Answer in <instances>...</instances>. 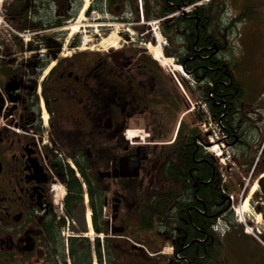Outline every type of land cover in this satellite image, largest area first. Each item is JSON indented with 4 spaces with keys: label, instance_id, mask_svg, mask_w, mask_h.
I'll list each match as a JSON object with an SVG mask.
<instances>
[{
    "label": "flooded vegetation",
    "instance_id": "obj_1",
    "mask_svg": "<svg viewBox=\"0 0 264 264\" xmlns=\"http://www.w3.org/2000/svg\"><path fill=\"white\" fill-rule=\"evenodd\" d=\"M81 1L12 0L7 7L21 38L15 48L0 54V264H190L181 253L166 256L161 245L145 240V235L153 231L138 232L134 219L133 225L129 224V215L121 213L126 204L123 195H114L110 204L107 199L103 184L126 180L102 176L117 169L121 158L134 160L137 152L144 151L147 159L141 163L142 173L156 148L152 136L171 123L169 71L159 69L151 59V55L156 60L158 57L150 45L148 54L144 48H129L122 39V46L115 52L103 48V37L96 38L91 44L95 47L88 48L79 47L77 39L66 42L68 29L69 33L75 30L73 36L79 32L77 25H69L78 20ZM89 4L81 19L106 21L101 0H90ZM104 11L120 17V22H138L121 1L105 3ZM150 11L149 17L154 18L153 3ZM226 16L228 49L224 68L228 67L233 76L244 69L246 58H237L232 40L235 36L240 40L246 37L244 53L249 56L247 65L252 64L244 73L258 87L249 100L243 97L242 117L230 114L231 126L224 141L234 154L227 170H242L235 177L246 187L260 183L262 188L254 191L253 197L264 203V114L256 108L264 98V0H229ZM172 24L173 21L165 22L164 27ZM236 26L241 27L239 35L234 32ZM102 32V36L107 35ZM140 34L144 35V29ZM164 37L167 55L170 36ZM152 39L143 36L139 45ZM186 56L184 53L178 62L185 73L197 78L199 68L189 64L193 55ZM243 91L247 94L248 90ZM176 96L182 103V98ZM233 101L232 95L229 102ZM138 119L150 134L149 140L141 143L137 138L129 145L124 133ZM220 127L223 128L221 123ZM249 139L253 146L247 142ZM82 170L100 191V209L97 206L95 211ZM69 172L85 187L80 205L84 200L90 208V217L85 215L84 229L78 235L69 232L67 219L71 214L67 213L64 189L60 187L63 194L57 199V188L54 198L52 187L60 182L67 190ZM174 181L175 178L166 179L167 192H172ZM245 186L242 196L248 191ZM238 187L241 189L239 183L237 190ZM180 188L175 187L178 193H173L171 217L179 213L175 209L180 205ZM170 222L173 224L168 228L176 227L174 236L163 244L178 242L182 232L177 228L179 220L171 218ZM83 242L85 247L79 248L77 244ZM220 245V239L211 234L204 240L193 238L185 250L194 255L195 262L216 264Z\"/></svg>",
    "mask_w": 264,
    "mask_h": 264
},
{
    "label": "trees",
    "instance_id": "obj_2",
    "mask_svg": "<svg viewBox=\"0 0 264 264\" xmlns=\"http://www.w3.org/2000/svg\"><path fill=\"white\" fill-rule=\"evenodd\" d=\"M116 1H121L129 11H133L136 15L135 0H110V2ZM203 1L143 0V10L145 18H148L152 14L150 8L153 3L155 16L157 19H161L173 15L183 7L196 5ZM223 10V0H208L200 7L192 8L191 13L175 18L170 27L163 25L164 32L162 34L170 36L169 49L174 50L173 53L167 50L168 56L180 58L184 53L187 54L186 57L189 54L193 55L191 57L193 61L189 64L192 68L195 65L199 68L197 78H193L197 82V95L194 98L190 89L188 92L194 102H197L198 99L201 104L205 105L214 123L220 121L223 126L220 131L226 137L231 126L230 114L241 115L244 112L241 109L242 99L244 97L249 100V98L236 83L230 69L224 68L226 67L225 60L228 49L226 36L228 29L226 25L222 24ZM13 12L16 11H11V14H14ZM232 95L233 104L229 102ZM180 97L183 100L181 108L177 105L172 106L177 115L182 110L189 109L187 102L181 95ZM231 105L232 110L229 109ZM197 118L192 121V125L196 124ZM175 122L176 118L175 121L171 119V124H175ZM188 127V125L184 126V121L181 120L174 141L169 145L159 146L161 148H158V153H152L157 148L151 151L150 160L145 163L142 176L136 180L120 181L116 186L119 193L123 195L124 201L129 198V201L134 203L136 213L133 216L129 215L128 219L129 224H133L131 223L132 219L135 220L134 225L138 232L149 233L161 230L163 241L171 240V237L174 236L172 232L176 227L168 228L173 224L170 219L172 218L176 222L179 220L180 225L177 228H181L182 232L179 234L178 242H172L174 256L179 252L190 264H206L207 262L204 261L195 262L194 255L186 251L185 247L193 238L204 240L211 237L210 226L218 216L227 210L228 202L221 192V178L214 162L197 146L200 136H198L196 127L191 129ZM163 134H165V130L162 129L159 135L152 136V140L160 142L166 139ZM81 172L88 185V194L94 211L97 206L100 209L99 189L93 181H89V177L87 178L83 170ZM168 178H175L172 192H167L166 179ZM237 185L229 179L228 183L224 184V189L227 192H236L234 187ZM178 186H181V197L178 198L180 205L175 210H178L179 213L176 214L177 216L171 217L170 204L175 200L173 193H178V191L175 192V187ZM66 189L65 205L67 213L70 215L82 200L80 183L72 177L70 172ZM96 225V218H94V226ZM77 245L79 248L85 247L84 242ZM198 248L201 254V246ZM218 258L221 259V257ZM215 263L218 264L216 261Z\"/></svg>",
    "mask_w": 264,
    "mask_h": 264
},
{
    "label": "rangeland",
    "instance_id": "obj_3",
    "mask_svg": "<svg viewBox=\"0 0 264 264\" xmlns=\"http://www.w3.org/2000/svg\"><path fill=\"white\" fill-rule=\"evenodd\" d=\"M90 0H82L81 4H80V8L78 11V20L76 22L71 23L69 26V28H71L74 25H77L78 28H75L76 30H79L78 34H76L75 36H70L69 34V30L66 31V42H71L72 38L73 39H77V42L79 43V47L81 48H88V47H95L92 46V43H95L96 38L99 37H103V42L101 43V45L103 46L104 49H110L109 51L115 52V50L119 47L122 46V40L126 41V44L129 45V48L131 46L135 47H140V48H144V50H146V52L149 54L147 48L148 45L150 46H154L153 49H156V47L158 46H162V42H163V38L162 36H160L159 34V28L157 26V22L155 21H150L148 22H144L142 25H127V21L124 22H120L119 18L112 15L111 13H109L108 11L103 12V16L106 19V21H102L101 23H98L96 21L93 20H87L84 21L83 19H81L83 16V13L85 12L86 8H88L90 6L89 4ZM206 2H208L207 0L204 1V4H206ZM101 3H111L110 0H101ZM92 4V3H91ZM101 4V5H102ZM85 8V6H87ZM200 7L199 5H191L189 7H183L181 10L177 11L176 13H174L173 15H170L167 17L168 20L173 21L176 17L177 14L180 11H183L184 9H190V8H198ZM90 8V7H89ZM88 8V9H89ZM139 12V11H138ZM95 16H91L92 19H94ZM134 18L137 19V15H134ZM225 19H223L222 23H226V20L228 19L227 17H224ZM117 19V20H116ZM126 19H128V15L126 17ZM129 23V22H128ZM88 25V27L90 29H88V27L86 28V25ZM90 24V25H89ZM131 24V23H130ZM85 27V28H84ZM92 27V29H91ZM238 27V26H236ZM130 29L132 35H127L128 33H126V29ZM85 30L86 32H82V30ZM96 30L95 32L93 30ZM144 29V38L147 37V39L149 38V40H151V37L153 38L151 42L146 43V44H142L139 45L141 42V38L143 36H140V32ZM241 27L235 28L234 32L237 33L238 35L242 33ZM102 30H104L107 35L106 36H102ZM89 32H91V35L89 34ZM25 34V32L22 30V35ZM84 34V35H83ZM113 34H115V39L110 41ZM3 35L5 36L4 32ZM108 37V39H107ZM137 37L140 39L138 40ZM243 39H239L236 36L234 37L233 40H235L236 42L235 44V51L234 53L237 55V58L240 59V57L244 56L246 59L244 60V64L245 67L244 69H239L237 72H235V80L236 83L238 84V86L241 89L244 90H248L247 94H245L246 97L248 96H252L254 93H257L258 87L257 84L249 82V77H245L247 76L246 73H244V71H247V68L251 67V62L250 65L248 66L247 64L249 63L248 57L246 56L244 53V46L247 43L248 40H246L247 38L242 36ZM85 39L86 44H84L83 40ZM239 40V41H238ZM93 41V42H92ZM238 41V42H237ZM17 41H12V43L15 45ZM106 42L108 43H113V48H111L109 45H103V43L106 44ZM13 46V45H11ZM126 47V45H124ZM15 47V46H13ZM162 48H160L161 50V54H160V58L158 57V60L154 59V57L151 55V59L155 62V64L157 66H159V69L165 71L167 73V71H169L170 74V79H171V85L169 88V93H170V104H171V119L175 121L176 118V122L175 124H171L169 125V127L167 126L165 129V134H163L164 137H166V139L160 141V142H164L165 144L168 143H172V140L174 138V133L176 131V126L179 122V120H183L184 121V126H189L188 128L191 129L193 127H196L197 132H198V136H200V143L198 144L199 146L202 147V150L212 159V161L214 162L215 167L217 166V169L219 170V174L222 170L224 176L226 177V181L225 183H227L228 181V177L233 179V182L235 184L240 185L241 189H239L238 187V193L233 194V202L235 204V206H237L239 203H243L242 199H244V195H242V191L244 190V185L243 182L236 181V175L238 173H242V170H239L238 168L235 169L233 168V170L230 172L229 170H227V168L225 169L226 166H228V163L232 160V155L234 154V152L230 151L227 147V145H225V143H221L224 142L222 141V137L221 134L218 133L216 126V123H212L210 122V119L208 117V110L206 109V107H204L205 105L200 104L199 100L197 99V102H193V99L191 97V95L188 92V89H190L191 94L193 95V97H196V82H194L192 80L191 77H189V75L185 74L184 72H182L180 70V68L178 67V70L175 69V67L177 66L176 60L175 62H173L171 60V65H165L167 58H165V56L162 53ZM171 53L174 52V50L171 51V49H169ZM246 51V50H245ZM247 52V51H246ZM149 55V56H150ZM177 59L179 58L178 56H176ZM176 59V58H175ZM173 64V65H172ZM236 71V69H235ZM178 83L180 85H178ZM204 84V83H203ZM185 86L187 88H185ZM179 94L182 95L183 99L187 102V104L189 105L190 110L192 111H184L182 110V112H180L178 115L175 112L174 108L172 106L177 105L180 106L181 108V102L180 100L177 98L176 95L180 96ZM187 98H186V97ZM264 100V98L262 99V101ZM258 102L257 104L258 107H256L257 109L261 110L264 114V102ZM183 102V100H182ZM183 107V106H182ZM179 110V109H178ZM177 110V112H178ZM184 111V112H183ZM194 114V115H191ZM197 118L196 124L192 125V121L194 119ZM180 120V121H181ZM143 121H141L140 119L136 120V122H134V125H131L127 130H132V131H136L137 133H139V135L141 136V134H148V132H146L143 129ZM257 131H254V136L256 135ZM162 135V134H161ZM138 136H135L134 138H137ZM133 138V137H132ZM127 139H130L129 134H127ZM124 140H126L124 138ZM128 142V141H127ZM134 141H132L131 143H133ZM144 142H148L147 139H144ZM247 142L253 146V141L251 139L247 140ZM131 143L129 142L128 144L131 145ZM160 143H156V150L152 151V153H158L159 149L161 148L159 146ZM214 145H218L219 149L224 152L223 156L226 155L225 160L221 162V160L217 159V155L221 154L216 152V146ZM259 153V149L256 150V153ZM215 153V154H214ZM236 154V153H235ZM258 155V154H257ZM231 159V160H230ZM220 163H223L224 165H221ZM218 165L220 166V168L218 167ZM222 166V167H221ZM235 170V171H234ZM142 176V173L141 175ZM236 176V177H235ZM238 178V177H237ZM54 180H57L56 178H54ZM104 188H106V194H107V199L109 204L111 203V198L114 195L119 194L118 188L116 186V184H110L109 182L104 183ZM61 183L59 182L58 187H57V199H59L61 197V194H63V190L60 188ZM246 187V186H245ZM235 191L237 192V186L234 187ZM251 189V190H250ZM258 187L257 184L255 183L253 184H249L248 187H246V191L247 194L245 195L248 198L245 200L244 204L247 202V209H243V207H241V211L242 213H246L248 216V218L250 219V222H252L253 219L256 218L255 222H259L260 225H258V229L260 228L261 233L264 232V205H262L263 202L255 199L253 196V194L255 193L254 191H257ZM250 192V193H249ZM252 195V196H251ZM245 197V198H246ZM250 199V200H249ZM126 204L123 205V208L121 207V209L123 210V214H127V215H134L136 213V209L134 207V203H131L129 201V198H127V200L125 201ZM264 204V203H263ZM244 206V205H243ZM110 205L107 208V215L110 214ZM86 210V211H85ZM231 211V210H230ZM89 214L90 217V208L89 205L87 203V206L84 204V200L83 203L80 205H78L73 212L71 213V216L68 217V222H69V232L70 233H74V235H78L80 234L82 228L84 229V217L86 215ZM84 215V216H83ZM227 217H230V222L232 223L231 227H235V223L234 220H239V215L238 213H236L235 211L232 212L231 214L228 213ZM259 217V219H258ZM109 218V216H108ZM247 218V219H248ZM249 222V223H250ZM91 224V223H90ZM254 222L250 223V225L253 228V232L255 233V227L254 226ZM133 225V224H130ZM65 226L66 223H65ZM238 226V223H236V227ZM240 226V225H239ZM241 228V227H240ZM235 231H237V229H235ZM134 232V230H133ZM163 232L161 230H157V231H153L152 233L146 234L145 235V240H150L152 239L154 242H157L159 245H161L162 248V253L164 254H169L173 257V250L171 249L172 247L170 246V244L165 243L163 244V238L161 237V234ZM142 235V234H141ZM138 236V238L140 239V236ZM92 236H94V233H92ZM249 238V237H248ZM90 239V240H89ZM87 239L89 242L91 241V237ZM94 239H96V237L94 236ZM262 241L264 242V236L261 237ZM252 241V240H251ZM254 242V240L252 241ZM247 239H239V240H233V242L229 245V248L226 250V256L225 259L229 262V264H264V249L257 244L256 242L252 243ZM224 250V249H223ZM222 250V251H223Z\"/></svg>",
    "mask_w": 264,
    "mask_h": 264
},
{
    "label": "water",
    "instance_id": "obj_4",
    "mask_svg": "<svg viewBox=\"0 0 264 264\" xmlns=\"http://www.w3.org/2000/svg\"><path fill=\"white\" fill-rule=\"evenodd\" d=\"M146 160V156L143 151L135 154V159L121 158L117 169L104 173L102 176L105 178H120V179H136L139 177L141 162ZM260 189L262 185L258 183ZM117 201V200H115Z\"/></svg>",
    "mask_w": 264,
    "mask_h": 264
},
{
    "label": "built area",
    "instance_id": "obj_5",
    "mask_svg": "<svg viewBox=\"0 0 264 264\" xmlns=\"http://www.w3.org/2000/svg\"><path fill=\"white\" fill-rule=\"evenodd\" d=\"M2 0H0V4ZM3 32L5 36L3 35ZM12 35H18L8 23L4 20L1 8H0V52L4 49L6 45L10 43Z\"/></svg>",
    "mask_w": 264,
    "mask_h": 264
},
{
    "label": "bare ground",
    "instance_id": "obj_6",
    "mask_svg": "<svg viewBox=\"0 0 264 264\" xmlns=\"http://www.w3.org/2000/svg\"><path fill=\"white\" fill-rule=\"evenodd\" d=\"M74 33H75V30H74V29L71 30V32H70V36H73ZM114 39H115V34H113V36H112V38H111L110 41H112V40H114ZM84 41H85V39H84ZM85 42H86V41H85ZM113 43H114V42H113ZM113 43H110V44H109V45L111 46V48H113ZM153 47H154V46H153ZM160 48H161V46H158V47H156V49L153 50V54H154L156 57H160ZM165 65H171V59H167ZM172 65H173V64H172ZM175 69L178 70V66H176ZM180 70H181V69H180ZM133 133H137V132L130 131V132L128 133L130 138H131V137H133V138L135 137V136H133ZM138 133H139V132H138ZM257 187H258V186H257ZM239 209H240V208H239ZM243 209H247V202L244 204ZM238 214H239L240 216L243 215L241 209L238 210ZM258 219H259V217H258Z\"/></svg>",
    "mask_w": 264,
    "mask_h": 264
},
{
    "label": "crops",
    "instance_id": "obj_7",
    "mask_svg": "<svg viewBox=\"0 0 264 264\" xmlns=\"http://www.w3.org/2000/svg\"><path fill=\"white\" fill-rule=\"evenodd\" d=\"M238 232H234L233 233V240L235 241V240H237V239H239V238H245V239H247V240H252L250 237L248 238V236H243V234L241 233V232H239L238 234H237ZM229 245H230V243H228L227 245H226V249H225V256H226V250L229 248ZM225 256H224V258H225ZM220 263L221 264H229V262L225 259V263H224V260L221 258L220 259Z\"/></svg>",
    "mask_w": 264,
    "mask_h": 264
}]
</instances>
